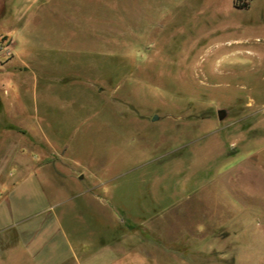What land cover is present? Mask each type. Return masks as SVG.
<instances>
[{"label": "rangeland", "instance_id": "1", "mask_svg": "<svg viewBox=\"0 0 264 264\" xmlns=\"http://www.w3.org/2000/svg\"><path fill=\"white\" fill-rule=\"evenodd\" d=\"M4 70L0 237L264 264V0H0Z\"/></svg>", "mask_w": 264, "mask_h": 264}, {"label": "crops", "instance_id": "2", "mask_svg": "<svg viewBox=\"0 0 264 264\" xmlns=\"http://www.w3.org/2000/svg\"><path fill=\"white\" fill-rule=\"evenodd\" d=\"M0 74V77H2L11 75L13 72L4 70ZM44 221L37 228L32 227L20 232L17 231L10 237H0V264H46V261H50L48 251L44 247L50 234ZM58 224L60 225V220ZM21 235L26 236L27 240L22 241ZM47 248H50L49 245H47ZM34 256H40L41 258H34Z\"/></svg>", "mask_w": 264, "mask_h": 264}, {"label": "water", "instance_id": "3", "mask_svg": "<svg viewBox=\"0 0 264 264\" xmlns=\"http://www.w3.org/2000/svg\"><path fill=\"white\" fill-rule=\"evenodd\" d=\"M217 114H218V117H219V118H221V117L224 116V112H223V110H219ZM156 118H157V116L155 115V116L153 117V119H156Z\"/></svg>", "mask_w": 264, "mask_h": 264}]
</instances>
